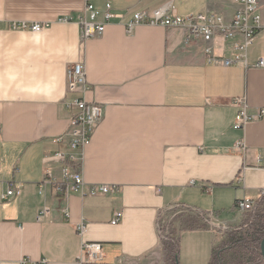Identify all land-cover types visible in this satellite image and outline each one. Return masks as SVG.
<instances>
[{
	"label": "crops",
	"instance_id": "1",
	"mask_svg": "<svg viewBox=\"0 0 264 264\" xmlns=\"http://www.w3.org/2000/svg\"><path fill=\"white\" fill-rule=\"evenodd\" d=\"M91 2L99 10L110 2L116 16L102 36L83 44L78 20L88 14L86 0H0V264H81L83 241L102 244L99 264H210L223 240L204 218L177 234L174 252L159 221L181 207L237 226V201L264 199V118L236 129L233 103L241 97L250 111L264 107V69L255 66L264 57V33L248 48L247 65L225 66L221 59L234 56L242 35L186 43L181 27L142 24L128 33L126 23L135 12L168 4L183 17L214 13L231 21L236 0ZM257 13L264 19V0ZM66 16L70 22H58ZM12 19L52 25L15 31ZM206 46L218 62H209ZM82 60L87 88L71 92L68 70ZM78 97L104 109L84 150L86 194L64 195L53 183L41 191L46 170L60 176L45 155L67 150L57 140L69 130V103ZM10 182L23 183L20 193L3 200ZM92 184L118 189L91 195ZM117 210L123 218L112 224Z\"/></svg>",
	"mask_w": 264,
	"mask_h": 264
},
{
	"label": "built area",
	"instance_id": "2",
	"mask_svg": "<svg viewBox=\"0 0 264 264\" xmlns=\"http://www.w3.org/2000/svg\"><path fill=\"white\" fill-rule=\"evenodd\" d=\"M238 3L237 11L231 21H225L221 15L214 13H198L186 17L177 15L171 5L161 6L151 12H135L133 17L126 23L128 33H132L135 28L142 24L158 25V26H175L186 30L185 42L189 43L194 38H199L205 43L212 41L214 36L221 35L224 39H230L235 35H242L244 40L235 44L237 50L233 57L221 59L225 66H230L243 62L248 64L247 51L254 43L259 34L264 33V19L257 9L259 0H236ZM85 12L87 15L79 17V25L81 27V39L83 44L90 39L102 36L105 31L106 23L116 15L112 12V4L108 2L105 10L95 8L91 0H86ZM103 16L104 20L100 21L99 16ZM71 18L66 16L60 18L58 22H70ZM52 22H20L16 27L29 29L33 32H41L49 28ZM205 51L208 55L210 63H216L219 59L213 55L212 47L206 46ZM255 66L264 69V57L257 59ZM85 90L87 88L86 71L84 61H78L68 70V89L75 92L78 89ZM234 106L239 108L235 118L234 128L242 129L249 123L260 121L264 118V107H257L254 111L249 110L245 98H234ZM73 109L70 117L69 130L61 136L57 141H65L67 150H59L55 153L45 155V161L53 160L59 164L60 176H52L51 171H45V177L40 185L41 191H44L43 184L53 183L58 193L69 195L70 193L86 194V183L83 178L82 164L84 159V150L92 139V134L101 121L103 115V107L96 103H88L82 98H75L69 103ZM243 146V141L237 144ZM23 183L10 182L7 191L2 195L3 200H9L11 197L20 193ZM118 187L110 184H92L88 191L91 195L108 194ZM260 197H264V190L261 191ZM260 201L246 196L237 201V210L240 217L249 212L256 210ZM48 207H44L39 212V219L48 213ZM205 216V215H204ZM123 218V212L115 211L111 220L112 224H118ZM205 226L217 233L218 231L227 232L231 225L228 221L221 219L213 214L205 216ZM85 223L81 222L77 226L79 235L85 233ZM159 232L163 239L167 236L162 233L161 219L158 226ZM103 246L99 242L83 241L79 262L81 264H99L102 262ZM20 264H48L47 259L40 261H28L22 259Z\"/></svg>",
	"mask_w": 264,
	"mask_h": 264
},
{
	"label": "rangeland",
	"instance_id": "3",
	"mask_svg": "<svg viewBox=\"0 0 264 264\" xmlns=\"http://www.w3.org/2000/svg\"><path fill=\"white\" fill-rule=\"evenodd\" d=\"M11 22L10 29L15 31H22V30H29L24 28L16 27L15 25L22 22H28V21H19L16 19L9 20ZM47 22V21H46ZM34 23V22H29ZM190 211L183 210L181 207H171L168 209L167 212L161 217V227L163 228L162 233L163 235L167 236L166 239H163V242L166 246L171 248V251L176 248V237L177 234L182 230L186 228H192L195 226V224H203L202 221L205 216L202 217L195 214H190ZM260 216H263L262 218ZM259 218V220L264 221V199L258 204L257 208L253 212H249L245 214L241 218V221L239 222V225H231L230 230L227 232H221L218 231L216 234L220 235L222 237V242L219 244V246L215 250V259L213 260V264H238L243 263L244 260H246L250 256V252H256L261 255L259 263L262 264L263 262V256L261 253V249H257L255 246L245 247L243 244H238L236 241L238 238H241V236L245 235L247 231H250L253 226H250V223L253 222L254 217ZM186 217V220L183 223H179L178 225L175 224V222L179 219H184ZM197 218L199 223H191L190 221H194L195 218ZM193 218V219H192ZM190 219V220H189ZM257 218L254 220L256 221ZM247 224V226L244 227V225ZM243 229H238L236 227L242 226ZM234 238V239H233ZM174 259H171V264H173Z\"/></svg>",
	"mask_w": 264,
	"mask_h": 264
},
{
	"label": "trees",
	"instance_id": "4",
	"mask_svg": "<svg viewBox=\"0 0 264 264\" xmlns=\"http://www.w3.org/2000/svg\"><path fill=\"white\" fill-rule=\"evenodd\" d=\"M260 217L262 218L263 216L259 215V218ZM256 218L257 220L254 221ZM259 218L258 216L254 217L253 222L250 223V226H253L252 229L250 231H247L245 235L241 236V238H238L234 242H237L238 244H243L245 247L255 246L257 249H260L261 241L264 238V221L261 219L259 220ZM245 226H247V224H245ZM260 257V254L253 251L250 252V256L246 260H244L243 263L238 264H261L258 262L260 260ZM215 258V256L212 258L210 264H213V260Z\"/></svg>",
	"mask_w": 264,
	"mask_h": 264
},
{
	"label": "water",
	"instance_id": "5",
	"mask_svg": "<svg viewBox=\"0 0 264 264\" xmlns=\"http://www.w3.org/2000/svg\"><path fill=\"white\" fill-rule=\"evenodd\" d=\"M260 249H261V253H262V256H263V262H262V264H264V238L261 241Z\"/></svg>",
	"mask_w": 264,
	"mask_h": 264
}]
</instances>
